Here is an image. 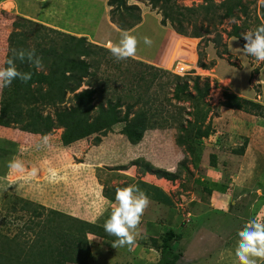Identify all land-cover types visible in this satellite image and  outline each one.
Instances as JSON below:
<instances>
[{"label":"rangeland","instance_id":"374dc122","mask_svg":"<svg viewBox=\"0 0 264 264\" xmlns=\"http://www.w3.org/2000/svg\"><path fill=\"white\" fill-rule=\"evenodd\" d=\"M108 1L0 0V68L7 66L12 53L7 43L12 31L24 32L29 48L44 41L43 28L47 35L45 47L53 45L57 50L64 44L61 33L83 38L86 44L102 50L91 58L80 57L95 62L97 69H89L90 76L81 81L74 93L95 90V115L99 103L107 109L109 101H119L120 118L130 105L133 109L129 119L138 112H145L148 117L146 131L136 145L120 134L123 123L114 125L98 143L97 135H91L68 146L60 141L63 128H52L40 137L20 131L14 124H0V264H14L12 254L34 244L36 239L35 230H23L29 214L9 212L13 199H27L46 211L61 212L72 219L70 222L104 225L116 206V201L105 197V191L113 194L111 189L115 186L137 185L145 192L139 183L158 186L167 199L152 190L145 192L151 202L142 216L134 246L115 249L112 242L86 234L91 252L87 264H157L161 259V237L169 227L181 236L175 242V254L181 257L176 264H238V232L250 219L264 221V111L261 117L221 104L225 101L224 89L230 88L229 80L233 91L248 92L254 98L263 92V86L257 85H261L259 80L264 84V62L238 48L244 44L242 35L262 23L264 0H242V7L234 10L235 16L229 19L223 18L220 9L206 16L200 8L203 0H170L157 8L148 0H125L128 6L139 8L140 23L127 30L137 37L139 45L135 56L120 61L111 55L108 43H117L124 30L119 28L118 13L111 15L116 7L109 6ZM213 1L219 5L224 0ZM163 10L181 19L186 34L198 31L200 38L176 36V24L170 19L161 25ZM20 17L36 24L14 29L12 24L20 22ZM234 26L239 29L237 37L230 35ZM37 30L38 39L34 33ZM144 37L151 39L150 47L143 43ZM163 41L170 47V54L166 55L167 60L158 61L160 48L165 50ZM48 66L39 72L48 74ZM197 76L212 83L206 99L200 102L172 98L177 82L192 86ZM248 84L254 89H248ZM31 87V103L43 115L54 117L75 104L69 92L59 103L55 102L59 98H48L45 85L33 83ZM3 93L4 89L0 90V104ZM197 108L205 120L201 125H189L196 118L189 112L195 113ZM198 127L202 134L195 138L193 133ZM190 130L193 132L188 143L179 146L177 140H186L184 136ZM13 159L23 162L25 172L9 169ZM144 164L151 170L144 173ZM32 168L38 169L36 176L28 174ZM53 171L55 180L50 179ZM156 171H165L175 180L160 179ZM205 189L212 190L211 195Z\"/></svg>","mask_w":264,"mask_h":264},{"label":"trees","instance_id":"16d2710c","mask_svg":"<svg viewBox=\"0 0 264 264\" xmlns=\"http://www.w3.org/2000/svg\"><path fill=\"white\" fill-rule=\"evenodd\" d=\"M170 0H148L149 4L153 8H157L159 5H163ZM242 0H224L219 5H215L213 0H203L204 5L200 8L204 11L205 15L216 14L220 9L223 12V18H233L234 10L241 6ZM109 6H115L111 11V15L118 13L120 17V25L124 31L134 28L140 23L139 8L135 5H127L125 0H109L107 2ZM241 12L245 13V8H242ZM188 10V9H187ZM178 15V10H176ZM190 11V10H189ZM193 11V10H192ZM138 12V13H136ZM163 20L161 25L165 24V19H170L172 24H176L175 32L178 35L188 36L192 38H200V33L195 31L191 34H186V31L182 28V21L178 18H173L174 15L171 11L168 12L163 10ZM182 16V15H180ZM262 23L259 22L257 27L264 24V13L262 12ZM26 23V24H25ZM36 23L20 17V22L12 24L14 29L18 27H25L26 25H35ZM165 26V25H164ZM256 27V28H257ZM43 28V27H38ZM238 28L233 27V33L230 35L237 37ZM44 40L38 43L36 53L43 58L44 65L48 66V74L39 72L33 69L27 63H21L19 60L16 61L18 70L22 72H32V79L27 83H22L19 80L13 81L11 86L4 88V100L0 104V124L7 127L10 124L19 126L20 131L31 135H38L40 137L46 136L52 128H63V133L60 136L62 145L68 146L76 141L90 137L91 135H97L95 137L96 142H100L101 138L106 137L107 133L113 129L116 124L123 123V127L120 134L126 136V139L131 144H138L146 131L147 128V115L145 112H138L136 115L129 119L133 105L126 106L124 115L120 118L117 108L120 107L119 101L112 104L108 102L107 109H104L101 103L97 106V114H93L94 106L92 97L95 94V90L86 89L79 93H74L78 90L81 81L84 78L90 76L91 72L89 69H97L95 62L89 63L87 60H81L80 57L91 58L95 56L99 50L85 43L83 38H77L72 35H65L61 33L64 39L62 44L57 50L53 45L45 47V40L47 38L46 29L43 28ZM51 33L59 34L54 29L48 30ZM40 30L35 31L36 39L39 37ZM7 43L9 49H33L27 45V37L24 32L12 31L7 37ZM12 57V53L8 56V59ZM199 60V59H198ZM48 62V63H47ZM199 66L205 69V65L199 63ZM260 74V72H259ZM180 80V78H177ZM33 83L46 86V95L50 100H57L55 102L63 103L66 92L73 94L75 104L70 106L67 110L55 114L52 117L49 114H42L40 110L35 108V104L31 103L30 97L31 85ZM262 86H259V88ZM211 85L208 78L201 79L195 77L192 81V86L189 83L182 81L177 82L173 90L172 98L176 101H183L185 99H196L200 102L208 97L210 94ZM236 92V91H234ZM239 93V92H236ZM194 94V95H193ZM225 101L221 106L244 112L248 114L257 113L259 116L263 114L264 107L258 102L241 97L235 93H224ZM36 101L35 98H33ZM32 104V105H31ZM194 113L189 112V115L196 116L192 122L188 123H200L203 124L205 116L200 114L199 109ZM262 117V116H261ZM195 125V124H194ZM198 125V126H200ZM18 128V129H19ZM184 132L186 129H183ZM188 132V131H187ZM193 130H190L187 134L186 140H177V144L182 146L188 143L187 138H191ZM202 134L201 128L195 130L193 133L195 138L200 137ZM207 135V131L205 132ZM191 151L190 145L187 146ZM3 153V152H2ZM242 153V152H240ZM138 165L139 163L136 162ZM135 164V165H136ZM144 173L151 170V167L144 164ZM155 174L160 178L167 181H174L175 178L170 174L161 171H156ZM215 185V184H214ZM123 188L115 186L113 194L109 190L105 191V197L110 199L112 202L115 201V194L117 189ZM223 192L226 190L220 188ZM208 195H211L212 190L205 189ZM11 201L9 212H26L29 214L30 219L23 227V230H35L36 239L34 244L28 247H17V255L13 253L15 258L14 264H87L91 258V252L89 250V242L86 238V234H94L95 236L101 237L105 243L113 242L115 237L105 233L103 225L92 224L89 222L78 221L70 222L66 215L56 210L46 211L43 207L36 203H33L27 199L16 198ZM20 206L18 207V205ZM46 211V212H44ZM8 214V212H7ZM6 216V215H5ZM5 216L2 218V222L6 223ZM19 218V216H18ZM4 223V224H5ZM75 223V224H74ZM4 229V228H2ZM22 232V229H21ZM3 236L0 234V239ZM181 238L180 234L171 227L164 231L161 237V259L157 264H176L181 258L179 254H175V242ZM2 256V255H0ZM2 257H0V263Z\"/></svg>","mask_w":264,"mask_h":264},{"label":"clouds","instance_id":"9594fccd","mask_svg":"<svg viewBox=\"0 0 264 264\" xmlns=\"http://www.w3.org/2000/svg\"><path fill=\"white\" fill-rule=\"evenodd\" d=\"M244 44L238 48L243 54L264 62V24L242 35ZM143 43L151 46L152 41L144 37ZM139 41L136 36L122 31L117 43H108V50L117 60H126L137 54ZM29 64L36 71L45 70L43 58L33 49H12V57L6 61V67L0 68V90L11 86L13 81L19 80L27 84L32 79V72L18 70L16 61ZM212 83H210L211 85ZM211 91V90H210ZM226 92V91H225ZM228 93V92H226ZM260 95V94H259ZM8 167L13 172H25L24 164L18 159L9 162ZM38 169L32 168L28 173L36 176ZM53 171L50 179L55 180ZM116 206L103 228L106 234L115 237L111 246L113 248L131 247L137 242V229L141 224L142 216L150 204L148 195L136 185L119 188L115 194ZM238 243L235 256L238 264H264V221L250 219L238 232Z\"/></svg>","mask_w":264,"mask_h":264},{"label":"crops","instance_id":"0c3cea01","mask_svg":"<svg viewBox=\"0 0 264 264\" xmlns=\"http://www.w3.org/2000/svg\"><path fill=\"white\" fill-rule=\"evenodd\" d=\"M161 28V27H160ZM163 28H161V30H162ZM163 30H165V29H163ZM171 34V33H170ZM176 36H179L178 34L176 35ZM171 37H172V34H171ZM170 37V38H171ZM162 46H165V41H163V44H162ZM162 49V47L160 48V50H159V53H158V61H164V60H167V58L169 57V54H170V47L167 45V46H165V50H166V52H165V50H161ZM166 55H168V57L166 56ZM226 80L227 79H230V78H225ZM259 82L261 83V85H257V86H263V92H262V94H258L257 93V96L254 98V97H251L249 94H247L248 92H239V93H236V92H234L232 89H231V83H232V81L231 80H229V83H230V88H229V86H227V88H225L224 90L226 91V92H228V93H235V94H237V95H239V96H241V97H244V98H247V99H251V100H254V101H256V102H258L260 105H262L263 107H264V102H262V100H263V93H264V84H263V81L262 80H259ZM259 84V83H258ZM258 88V87H257ZM262 88V87H261ZM248 89H254L253 88V85H251V87H250V85L248 84ZM257 99V100H256ZM243 113V112H242ZM140 184V187L142 188H145V192L146 193H148L149 192V190H152L153 192H155V195L157 194L159 197H163V199H167V197H166V194L164 193V191H162L161 189H159L158 188V186H154V184L153 185H151L150 183H139ZM137 186V185H136ZM257 195H261V193L259 192V193H257ZM191 262V261H190Z\"/></svg>","mask_w":264,"mask_h":264}]
</instances>
